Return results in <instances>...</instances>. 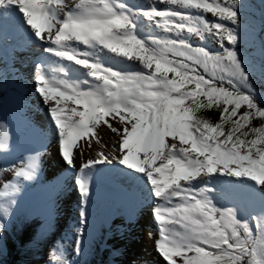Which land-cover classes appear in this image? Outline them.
<instances>
[{
	"label": "snow or ice",
	"instance_id": "snow-or-ice-1",
	"mask_svg": "<svg viewBox=\"0 0 264 264\" xmlns=\"http://www.w3.org/2000/svg\"><path fill=\"white\" fill-rule=\"evenodd\" d=\"M241 7V0H0V28L18 17L22 40L55 58L36 63L34 90L82 204L97 166H120L117 179L147 187L154 246L166 264H264V61L258 88L255 66L238 48ZM209 38L217 50L205 46ZM209 110L217 121L201 115ZM102 126L114 134L110 151L100 147L77 167L93 141L101 145ZM9 140L0 122V153ZM39 156L0 168L11 174L0 184V232L18 180L36 176ZM86 223L81 207L77 256ZM49 264L75 262L54 248Z\"/></svg>",
	"mask_w": 264,
	"mask_h": 264
},
{
	"label": "rangeland",
	"instance_id": "rangeland-1",
	"mask_svg": "<svg viewBox=\"0 0 264 264\" xmlns=\"http://www.w3.org/2000/svg\"><path fill=\"white\" fill-rule=\"evenodd\" d=\"M128 2L134 5L147 6L151 0H136L133 3L131 0H128ZM241 4L242 7L240 8V13L242 27L240 29V43L238 46L239 52L245 59L246 64L254 65L255 70H259L262 61H264V9H262L261 0H241ZM160 7L163 6L160 5ZM207 18L212 19L211 14H207ZM8 22L10 21L8 20ZM0 42L4 44L10 43L11 50H14L12 51L14 55L8 59V62H4L0 57V122L7 125L10 135L9 148L6 152L0 153V158L6 159L10 156L14 162H16L15 166H20L28 156L34 155L37 152L40 153L39 168L36 176L30 180L23 178L18 180V191L14 196L17 207L13 206V210L7 220L17 215V213L25 212L31 205L34 206L32 210L34 212H39L42 208L51 210L53 212V225L52 223L49 224V228H51L50 238L48 239L49 241L43 245V254L37 264H49L50 253L54 248H62L64 255L72 260L75 256L73 248L75 239L77 238V231L73 233V230H71L73 223H67V225L64 226L63 218L65 220L69 219L65 216V213L70 210L72 212L73 209L71 208L75 207L77 204L73 203V199L78 195L79 197H77V199H80V194L74 183V179L70 177L71 170H65L69 173L70 178L67 177L66 181L61 184L59 180L53 178V175H49L50 183L48 186H50L52 191L47 187L45 192L51 194V192L56 191L59 196L61 194V187L69 189L66 187L67 180L68 185L72 184L74 186V188L69 186V194L74 195V198H72L71 202H63L59 213L53 205L51 206V204L55 203V198L58 196L54 197V202L48 201L45 200V196L43 198L42 195H38L37 189L41 188V185H47L46 182H43L44 177L48 175L47 173L50 172V170L53 169H50L47 173L43 172V177H41V170L48 166L56 169L57 164L55 162L56 159L48 157L44 160L42 159V164H40L42 154L47 152L45 151V147L50 140L51 134L50 130L47 128L48 125L42 121L46 120L48 112L41 98L34 90L32 71L35 73V70H33V68L30 69L29 66L33 67L35 62L34 59H36V61L40 60L42 54L47 60H54V57H47L46 54L42 53L41 45L37 41H32L31 43L28 42L26 44L30 45H25L21 43L19 38L11 42L10 40H6L0 36ZM193 43H198V41L194 39ZM205 46L212 51L217 50V45L211 40V38L206 41ZM26 51L31 53L35 52L37 55H31V53ZM8 53L9 52H7L4 48H2V50L0 49V54L7 55ZM124 63L131 64L133 62L125 60ZM135 63L138 65V62ZM74 67L78 68L79 66ZM24 69H28L25 78H23ZM18 79H22L24 82L21 83ZM254 80L259 85V72H256ZM22 87H24L23 89L25 90V98L21 97L22 95L20 96L19 91L22 90ZM260 91L264 92V88H260ZM4 92L7 94L2 96ZM26 92L29 94L26 95ZM30 118H33L35 123L34 121H31ZM35 118H37V120ZM98 135L101 138V145H96L95 141H93L94 147L84 156L83 159L87 160L90 157H94L96 150L100 147H103L105 152L110 151V136H106L104 133L102 134L99 129ZM110 135L114 138V134L111 133ZM22 141L23 144L21 146ZM65 171L61 172L60 175L62 176ZM113 174H115V170H113ZM64 176L66 175H63L62 177ZM10 178V173L2 174L0 176V184ZM63 184L64 186H62ZM210 186L215 187L217 190L222 187L221 185L216 186V184ZM119 189H124L123 194L129 192V187L126 182H124ZM131 189L136 190L134 188ZM117 193L115 192V194ZM90 198L94 200V204L97 207L93 209L89 207L92 214L89 215L91 217L87 215V223L84 226L82 239L88 236L94 227L97 226V230L103 244L112 248H117V253L114 258L119 264H147L148 262H151L152 258L150 257L148 251H146V247H144L143 242V237L145 235L143 228L147 218L146 213L144 212L149 210L148 204L151 202L149 197L147 201L141 197L140 201L142 202V206L139 205L134 208L131 206V200L125 197L124 199L127 200L120 201L122 204H118L117 210L112 209L108 211L101 206L96 197ZM135 201L138 200L135 199ZM145 202H147V206H145ZM114 203H117V200H115ZM126 210L129 212H124ZM110 212H112V216ZM134 212L136 213L134 214ZM132 215L134 216V218L132 217L134 221L130 218ZM112 217H114V219H112ZM58 221H60V226ZM76 223L77 226H79V222ZM39 230L46 231L47 227L44 228V226H41Z\"/></svg>",
	"mask_w": 264,
	"mask_h": 264
},
{
	"label": "bare ground",
	"instance_id": "bare-ground-1",
	"mask_svg": "<svg viewBox=\"0 0 264 264\" xmlns=\"http://www.w3.org/2000/svg\"><path fill=\"white\" fill-rule=\"evenodd\" d=\"M22 15V14H21ZM10 22H12L11 20H9ZM16 22H18V25H17V27H19V30H22L21 29V27H20V19L18 18V17H15V22L14 23H16ZM3 28H0V30H2ZM22 33V32H21ZM21 33H20V35H18L17 36V38H19L20 39V41H21V43L22 44H25V45H30V44H26L23 40H22V35H21ZM10 34H13L12 32L10 33ZM32 41H30L29 43H31ZM3 46V47H2ZM2 48H4L7 52H9L11 55H14L13 53H12V50H11V48H10V43H6V44H4V43H2V42H0V49L2 50ZM36 48V47H35ZM26 52H28V51H26ZM5 53V52H4ZM8 53V54H9ZM28 53H31V52H28ZM33 54H36L37 55V53H35V52H33V53H31V55H33ZM42 57H44V55L42 54L41 55V58ZM51 59V58H50ZM55 59V58H54ZM34 60H36V59H34ZM49 61V63H51L52 61H53V59L52 60H48ZM27 66V65H26ZM35 65H33V67L31 66H29V68L31 69V68H33V70H35V67H34ZM27 70L28 69H24V75H23V78H25V75H26V73H27ZM32 73H33V76H34V71H32ZM18 81H20L21 83L22 82H24V80H22V79H18ZM19 82V83H20ZM24 87H22V90H20L19 92H20V96L21 97H24L25 98V94H24V92H25V90L23 89ZM26 88V87H25ZM27 94H29L28 92H26V95ZM31 97V96H30ZM37 103V102H36ZM34 109V108H33ZM36 110V109H35ZM36 120H37V118H35ZM30 120L31 121H34V123H35V120L33 119V118H30ZM45 124H47L48 126H47V128H48V130H50V134H51V136H50V140H49V142L46 144V150L45 151H47V152H45V153H43L42 154V156H41V161H40V164H42V159L44 160V159H46L47 157L48 158H52V159H56L55 160V162H56V164H57V170L56 169H54V168H52V167H50V166H48V167H46V168H44L43 170H41V177H43V172L45 173H47L50 169H53V170H50V172H48L47 174L48 175H46L45 177H44V180H43V182H46L47 183V185H45V186H43V185H41V188H37L38 189V195H42L43 196V198H44V196H45V200H48V201H53L54 202V197L55 196H58V193L56 192V191H53V192H51V194L50 193H48V192H45L46 190H47V187L49 188V190L51 189L50 188V186H48V184L50 183V179H49V175L51 174V175H53V178L54 179H57V180H59L60 181V184L63 182H65L66 181V179H67V177H69V173L68 172H66L65 170H71V169H69L67 166H66V164L64 163V161L62 160V158L60 157V155L58 154V151H57V147H56V139H55V136H54V134H53V132H52V125H51V122H50V119L48 118V116H47V118H46V120H42ZM99 130L101 131V133L103 134H105L106 136H110V141H112L114 138L113 137H111V131L110 130H108V128L107 127H105V126H102V127H100L99 128ZM107 130V131H106ZM90 150H88V149H86L85 150V153H84V155L82 156V157H79L78 159H77V161H76V163H77V167L79 166V163H80V161H81V159H83L84 158V156L89 152ZM83 160H85V159H83ZM113 170H115V174H113ZM63 171H65V173H63L62 174V176L63 175H66V176H64V177H62L61 175H60V173L61 172H63ZM73 170H71V173L70 174H73ZM118 172V168H117V166L116 165H99V166H97V169L96 170H94V174H93V179H92V181H91V193H90V196H89V199H88V201H87V203L86 204H82V202H81V198L80 199H77V197L76 198H74L73 196L74 195H72V194H69V189H70V187L69 186H71V187H73L74 188V186L71 184V185H68V180H67V188H69V189H64V188H62L60 185V187H61V194L58 196V197H56L55 198V203L54 204H51V206L53 205L54 206V208L57 210V212L59 213L60 211H61V206H62V204H63V202H67V201H69V202H71L72 201V198H74L73 200H74V204H76L75 205V207H72L71 209H73L72 210V212H71V210L70 211H66V213H65V216L66 217H68L69 219L68 220H65L64 218H63V225L64 226H66L67 225V223L68 224H72L73 223V225H72V229L71 230H73V233L74 232H76L77 231V229L79 228V226H77V223L76 222H79V220H78V218H79V209L81 208V207H85L86 208V210H87V215L89 216L90 214H92V212H90V209H89V207L90 208H96L97 206L94 204V200L92 199V198H90V197H96V199L98 200V202L101 204V206H103L107 211L108 210H117L118 209V204H122V203H120V201H125V200H127V199H124L125 197H127V198H129L130 200H131V202H132V204H131V206H133L132 208H134V207H137V206H139V205H141L142 206V202L140 201V198L142 197V198H144L146 201L148 200V197H149V194H148V190L147 189H144V187H143V189H142V191H141V189L140 188H134V189H136V190H133V189H131V188H129V192H127V193H125V194H123V195H120V193H117V194H115V192H108L107 191V187L109 186V185H116L115 186V188H117V189H119V187L122 185V184H124V181H122V180H120V179H117L116 178V173ZM55 173V174H54ZM68 175V176H67ZM75 176V175H74ZM97 176H102V178L103 179H105L108 183H106L105 184V187H100V186H98L97 184H96V182H97V180H100L101 178H98ZM70 178V177H69ZM62 186H64V184L62 185ZM34 188V187H33ZM36 189V190H37ZM43 189H44V191H43ZM131 189V190H130ZM77 190V189H76ZM51 191H52V189H51ZM105 191H106V193H105ZM43 192H45L44 194H42ZM77 194V193H76ZM80 194V193H79ZM139 198V199H138ZM135 199H137L138 201H135ZM150 199V198H149ZM44 200V201H45ZM80 200V201H79ZM115 200H117V203H114V201ZM133 200V201H132ZM144 200V201H145ZM93 201V202H92ZM151 201V200H150ZM146 204H145V206H147V202H145ZM146 208V207H145ZM95 210V209H94ZM129 210V209H128ZM145 211V210H144ZM113 212V211H112ZM112 212H110L111 213V216H112ZM124 212H129V211H124ZM100 213H101V211H100ZM136 212H134V214H135ZM144 213H146V223H145V226H144V232H145V235H144V237H143V242H144V247H146V251H148V253L150 254V257L152 258V261L151 262H148L147 264H166V262L163 260V258L157 253V251L155 250V246H154V241H155V239L157 238V232H156V229H155V226H154V224H153V222L151 221V219H150V211H145ZM133 214V215H134ZM131 216L130 218L134 221V216ZM59 217V216H58ZM89 217H91V216H89ZM133 217V218H132ZM60 219V218H59ZM112 219H114V217H112ZM61 221V220H60ZM60 221H58V223H59V226H60ZM129 224V223H128ZM125 225H127V224H125ZM58 226V227H59ZM69 227V226H68ZM70 228V227H69ZM142 228V227H141ZM63 229V228H62Z\"/></svg>",
	"mask_w": 264,
	"mask_h": 264
},
{
	"label": "trees",
	"instance_id": "trees-1",
	"mask_svg": "<svg viewBox=\"0 0 264 264\" xmlns=\"http://www.w3.org/2000/svg\"><path fill=\"white\" fill-rule=\"evenodd\" d=\"M261 5L264 9V0H261ZM256 72L259 70L256 69ZM257 86L259 87L258 84ZM201 115L212 121L218 120L216 110L205 111ZM260 123L259 120L253 121V124L257 126ZM12 164H16L12 157L0 158V168L11 167ZM33 208L34 206L31 205L27 212L17 213L9 220L3 221L5 228L3 232H0V264H37L40 261L43 245L50 238L49 224L53 225V218L52 214L44 208L39 212L32 211ZM41 226L47 227V230H39ZM116 253L117 248L103 246L95 226L83 239L81 254L75 255L72 261L75 264H119L114 258Z\"/></svg>",
	"mask_w": 264,
	"mask_h": 264
}]
</instances>
